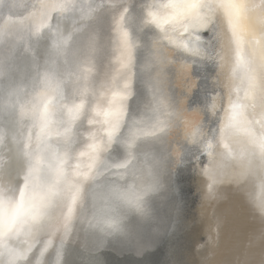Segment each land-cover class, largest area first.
Returning <instances> with one entry per match:
<instances>
[{
  "label": "snow or ice",
  "instance_id": "1",
  "mask_svg": "<svg viewBox=\"0 0 264 264\" xmlns=\"http://www.w3.org/2000/svg\"><path fill=\"white\" fill-rule=\"evenodd\" d=\"M18 7L0 0V264H68L81 231L87 264L149 246L152 199L189 153L208 199L249 177L264 192V0H37L20 20ZM196 63L215 68L219 93L193 110L214 127L168 90L170 66ZM175 129L194 149L173 147ZM253 203L264 216V195Z\"/></svg>",
  "mask_w": 264,
  "mask_h": 264
},
{
  "label": "bare ground",
  "instance_id": "2",
  "mask_svg": "<svg viewBox=\"0 0 264 264\" xmlns=\"http://www.w3.org/2000/svg\"><path fill=\"white\" fill-rule=\"evenodd\" d=\"M13 2L20 5L14 17L20 20L28 15L30 6L37 0ZM254 2L259 4L260 0ZM221 27L218 25V30ZM14 32L17 37L14 42L25 35L19 25L14 26ZM209 36L211 33L207 30L202 33L204 40ZM6 52L7 46L0 44V59ZM22 53V49L18 50L17 56ZM185 74L190 86L185 84ZM167 75L168 90L174 100L181 102L185 114L202 120L206 128L214 127L215 117L211 112H193L202 107L206 97L211 100L220 91L217 88L212 92L216 80L214 66L196 63L186 72L178 66H170ZM135 87L146 95L139 79ZM171 139L178 141L173 147L180 152L194 149L184 141L182 129H175ZM236 170L237 165L232 162L225 172L230 176ZM166 185L169 186L152 199L155 226L152 243L140 251L133 246H106L95 257L100 264H264V216L253 203L264 195L259 178L249 177L240 185L225 180L218 185L215 198L208 199L205 178L189 153L183 162L172 166L171 179H166ZM128 219L137 226L134 214ZM83 240L81 231L79 238L69 243L68 264H87L92 258L82 251Z\"/></svg>",
  "mask_w": 264,
  "mask_h": 264
},
{
  "label": "water",
  "instance_id": "3",
  "mask_svg": "<svg viewBox=\"0 0 264 264\" xmlns=\"http://www.w3.org/2000/svg\"><path fill=\"white\" fill-rule=\"evenodd\" d=\"M189 194V193H188ZM188 198H190V197H188ZM190 201V200H189ZM163 231H164V229H163Z\"/></svg>",
  "mask_w": 264,
  "mask_h": 264
}]
</instances>
